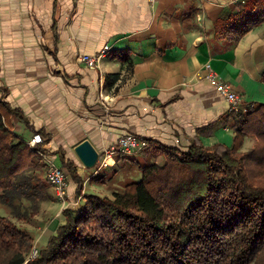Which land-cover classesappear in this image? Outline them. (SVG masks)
Here are the masks:
<instances>
[{
  "label": "crops",
  "instance_id": "1",
  "mask_svg": "<svg viewBox=\"0 0 264 264\" xmlns=\"http://www.w3.org/2000/svg\"><path fill=\"white\" fill-rule=\"evenodd\" d=\"M245 1L0 0V109L7 126L25 140L42 133L44 165L71 160L84 193L90 186L109 197L135 180L130 166L139 153L116 154L96 171L76 152L84 141L99 153L127 133L156 150H186L195 139L233 145L245 110H230L205 66L234 86L244 107L264 102V17L238 39L215 33L221 16ZM106 45L98 66L80 61ZM247 140L255 144L247 135L242 150ZM76 189L70 173L69 205L77 203ZM58 202L55 195L40 203L35 223L56 214L40 234L32 232L36 243L60 224L56 217L67 206ZM33 222L23 226L31 230Z\"/></svg>",
  "mask_w": 264,
  "mask_h": 264
},
{
  "label": "trees",
  "instance_id": "2",
  "mask_svg": "<svg viewBox=\"0 0 264 264\" xmlns=\"http://www.w3.org/2000/svg\"><path fill=\"white\" fill-rule=\"evenodd\" d=\"M263 17L264 0L238 2L215 33L238 39ZM238 125L230 146L195 139L186 150L163 148L162 161L142 163V178L112 197L84 193L75 163H65L77 203L29 259L33 235L15 219L32 221L56 194L40 155L0 109V202L8 210L0 214V264H264V102ZM247 135L255 144L242 150Z\"/></svg>",
  "mask_w": 264,
  "mask_h": 264
},
{
  "label": "built area",
  "instance_id": "3",
  "mask_svg": "<svg viewBox=\"0 0 264 264\" xmlns=\"http://www.w3.org/2000/svg\"><path fill=\"white\" fill-rule=\"evenodd\" d=\"M111 46L106 45L104 49L97 54H81L79 59L85 65L89 67H96L99 64L100 59L110 50ZM205 68L207 72L205 77L212 81L220 93L225 97V99L230 103V110L232 112H237L240 110L247 111L248 107H244L245 99L242 95L237 92L234 86L227 82L221 75H219L213 68L211 63H207ZM251 107L254 104L250 105ZM28 144L34 149L36 153L40 156H44L42 150L39 146L44 144V136L42 133H35L32 138L27 140ZM150 145L149 141L142 139L135 134L127 133L123 134L118 138V141L113 146L108 147L102 153H99L98 160L94 166L96 171H100L104 168H107L111 159L116 155L120 154L123 156L132 155L137 153ZM46 157V156H45ZM44 157V158H45ZM46 177L52 187L55 190V194L58 199L66 206L69 205L68 200V180L69 175L67 171L60 165H58L54 160H46ZM39 254V248L37 245H34L31 252L28 255L29 259L37 257Z\"/></svg>",
  "mask_w": 264,
  "mask_h": 264
},
{
  "label": "rangeland",
  "instance_id": "4",
  "mask_svg": "<svg viewBox=\"0 0 264 264\" xmlns=\"http://www.w3.org/2000/svg\"><path fill=\"white\" fill-rule=\"evenodd\" d=\"M247 142H249L248 144V148H252L253 146V140H247ZM247 144V143H246ZM139 154L137 156H135V159H134V162H131V166H130V169H131V173H132V177L135 178V180H140L142 178V168H141V165L142 163L146 162V161H162L163 158H164V154H165V151L164 150H155L154 149V152L153 153H146V152H141L139 151L138 152ZM136 161V162H135ZM139 161V163L137 162ZM58 165H60L59 163H57ZM62 166L64 169H65V166H63L62 164L60 165ZM47 168L44 167V171L46 172ZM66 170V169H65ZM68 171V170H67ZM68 175H69V179H70V173L67 172ZM130 173V174H131ZM45 177V176H44ZM46 178V177H45ZM123 188H121L120 190H122ZM87 193H98L97 191L91 189L90 186L87 187ZM61 201L58 202V206L60 205ZM0 214L2 215H8V210L7 208L0 202ZM55 214H56V209L53 210L50 215H48L49 217H45V221L44 222H40L39 223H35V218L30 221V222H33L32 224H34L33 228L30 230V232H34L35 234H40L42 232V230L49 225V223H47L51 218L55 217ZM59 219H60V223L62 222L63 218L62 217H56V223L57 224L59 222ZM16 222H19L18 224L23 226V225H28L30 224L29 222H25V221H20V220H17L15 219ZM53 226L50 227V229L53 230ZM33 234V233H32ZM45 241H41L39 243H36L34 241L35 244H37L38 248H41L43 245H45L48 241V236H46V238L44 239Z\"/></svg>",
  "mask_w": 264,
  "mask_h": 264
},
{
  "label": "water",
  "instance_id": "5",
  "mask_svg": "<svg viewBox=\"0 0 264 264\" xmlns=\"http://www.w3.org/2000/svg\"><path fill=\"white\" fill-rule=\"evenodd\" d=\"M76 152L87 167L95 166L99 157V152L89 141H84L77 146Z\"/></svg>",
  "mask_w": 264,
  "mask_h": 264
}]
</instances>
